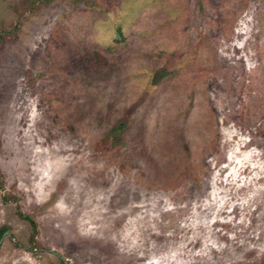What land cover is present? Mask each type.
Segmentation results:
<instances>
[{"label":"rangeland","instance_id":"374dc122","mask_svg":"<svg viewBox=\"0 0 264 264\" xmlns=\"http://www.w3.org/2000/svg\"><path fill=\"white\" fill-rule=\"evenodd\" d=\"M0 264H264V0H0Z\"/></svg>","mask_w":264,"mask_h":264}]
</instances>
